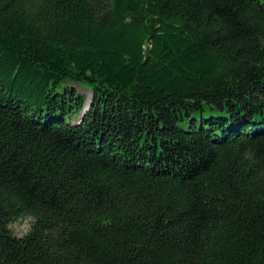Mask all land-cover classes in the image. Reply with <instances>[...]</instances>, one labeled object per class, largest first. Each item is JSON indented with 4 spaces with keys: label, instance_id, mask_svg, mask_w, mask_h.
Here are the masks:
<instances>
[{
    "label": "trees",
    "instance_id": "trees-1",
    "mask_svg": "<svg viewBox=\"0 0 264 264\" xmlns=\"http://www.w3.org/2000/svg\"><path fill=\"white\" fill-rule=\"evenodd\" d=\"M0 264H264V0H0Z\"/></svg>",
    "mask_w": 264,
    "mask_h": 264
},
{
    "label": "rangeland",
    "instance_id": "rangeland-1",
    "mask_svg": "<svg viewBox=\"0 0 264 264\" xmlns=\"http://www.w3.org/2000/svg\"><path fill=\"white\" fill-rule=\"evenodd\" d=\"M77 91L82 94L88 95V101L90 100V90L86 89L82 83L73 84ZM72 119H76V116L73 115ZM32 219L29 216H21L17 220L9 223V228L16 236L24 235L31 226Z\"/></svg>",
    "mask_w": 264,
    "mask_h": 264
}]
</instances>
